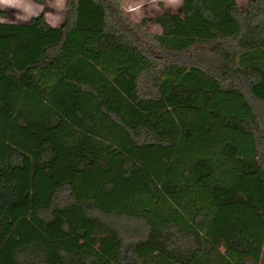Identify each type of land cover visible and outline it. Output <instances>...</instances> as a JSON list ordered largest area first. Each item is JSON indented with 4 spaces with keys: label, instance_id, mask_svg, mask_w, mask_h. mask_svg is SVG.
I'll return each mask as SVG.
<instances>
[{
    "label": "trees",
    "instance_id": "1",
    "mask_svg": "<svg viewBox=\"0 0 264 264\" xmlns=\"http://www.w3.org/2000/svg\"><path fill=\"white\" fill-rule=\"evenodd\" d=\"M122 1L0 22V264H264V0Z\"/></svg>",
    "mask_w": 264,
    "mask_h": 264
},
{
    "label": "rangeland",
    "instance_id": "2",
    "mask_svg": "<svg viewBox=\"0 0 264 264\" xmlns=\"http://www.w3.org/2000/svg\"><path fill=\"white\" fill-rule=\"evenodd\" d=\"M249 1L237 0L243 9L247 8ZM66 2L67 0H45L43 3L36 0H11L10 3H0V22L27 23L32 17L44 13L49 24L59 26L65 19ZM121 7L129 20L144 24L153 33H160L162 28L155 21L157 16L164 12L182 14L183 0H124ZM252 101L264 113V105Z\"/></svg>",
    "mask_w": 264,
    "mask_h": 264
},
{
    "label": "clouds",
    "instance_id": "3",
    "mask_svg": "<svg viewBox=\"0 0 264 264\" xmlns=\"http://www.w3.org/2000/svg\"><path fill=\"white\" fill-rule=\"evenodd\" d=\"M10 2L11 0H0V3H4V4L10 3ZM174 2H178V0H174Z\"/></svg>",
    "mask_w": 264,
    "mask_h": 264
}]
</instances>
